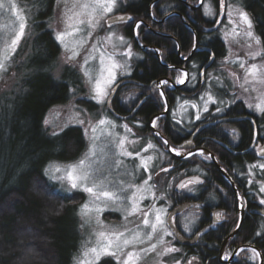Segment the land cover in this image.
Returning a JSON list of instances; mask_svg holds the SVG:
<instances>
[{
  "label": "trees",
  "instance_id": "trees-1",
  "mask_svg": "<svg viewBox=\"0 0 264 264\" xmlns=\"http://www.w3.org/2000/svg\"><path fill=\"white\" fill-rule=\"evenodd\" d=\"M24 1L31 6L33 16L29 26V52L20 64L22 80L16 88L0 96V264H72L81 243L78 192L66 191L46 175L45 169L53 162H67L80 157L86 147V139L79 126H69L53 135L45 127L44 120L53 105L67 101L72 86L79 82V78L73 68L65 69L60 78L54 75L62 50L49 28L55 0ZM212 1L217 8L220 7V0ZM151 2L152 0H134L126 4L124 9L134 13L136 18H149ZM245 8L252 15L255 29L264 46V0H247ZM170 19L173 22L179 21L178 16ZM205 19L207 26H211V19ZM176 28L183 33L184 27L181 24ZM146 39L150 43L156 40L158 44L166 42L152 35H148ZM182 42L186 46L190 42L189 36L182 37ZM209 46L217 57L226 55V44L219 37L213 39ZM205 54L208 58L209 54L203 55ZM139 69H143V73H139ZM164 73L165 68L151 53L137 62L133 75L142 83H150ZM119 100L122 101V98L118 93L113 103L122 112ZM86 103L90 109L96 107L93 100L89 99ZM242 106L241 103L237 104L228 112L237 113L243 109ZM140 112L152 115L156 112L155 103L148 99ZM239 126L244 140L250 141L252 135L247 137L246 122ZM222 130L217 126L206 128V140L210 142L216 136L223 135ZM210 149L212 153H218L220 162L224 164L222 166L228 169L231 176L234 175L231 168L233 165L255 161L254 156L249 154L233 156L226 150L219 149L216 152L215 149ZM207 167L205 181L200 187H207L206 193L219 200L225 194L227 202L234 207L226 229L207 233L209 245L203 251L205 254L199 251L203 241L191 247V250L192 254L201 256L203 261L207 256L209 264H222L219 260L221 243L238 219L236 197L218 167L213 162H208ZM242 169L246 172L245 168ZM192 173L195 171L191 170L190 174ZM210 180L222 183L229 191L224 193L218 190L217 185L210 183ZM229 241L231 247L242 242L256 243L263 251L264 232L260 231L259 218L246 216L242 229ZM113 263L111 259H106L100 264Z\"/></svg>",
  "mask_w": 264,
  "mask_h": 264
},
{
  "label": "flooded vegetation",
  "instance_id": "flooded-vegetation-1",
  "mask_svg": "<svg viewBox=\"0 0 264 264\" xmlns=\"http://www.w3.org/2000/svg\"><path fill=\"white\" fill-rule=\"evenodd\" d=\"M127 1L128 2H123V5L121 3L120 10L117 14L129 15L131 19L114 24H122V35H125L127 38V42L128 45L131 46V50L133 49V51L139 52L140 58H136L135 52L131 53V58L124 52L128 60L133 61V64L130 65L131 72L129 74L122 75V78L118 79V82L125 79H131L132 81L122 85L118 91H122V101H118V104L122 105V112H119V109L117 108L118 106H115L113 103L118 93L115 97H113L112 107L122 116L118 117L113 114L112 117L117 120H122L124 125L128 122L133 124L143 139L147 141L151 140L155 143V148H153L155 154L160 153L161 155H166L165 161L158 163V158H156V161L150 168L152 176L150 182L153 183L155 181L158 193V197L155 198L156 200L154 204H151L150 206L159 208L165 203L170 204L168 207L166 222L169 231L173 233L168 225V216L171 211L186 203L197 204L196 206L187 208L183 212L177 214L175 221L178 229L186 238H192L202 230H206L205 234L197 242L199 243L200 241H203L200 244L201 246L199 251L201 254H205L203 251H205L206 247L209 245L207 242V233L211 230L216 231L221 228L226 229L228 227L231 211L233 210L234 205L227 202L225 194L223 196L221 195V199L219 200L217 197L206 193L207 187H200V185L205 181L207 175V163L213 162L216 167L217 165L211 156L209 160H207L202 158L199 153H201V151H209L212 153L210 148H213L216 152H219V149L220 151H229L233 154V156L249 154L254 156L255 161L248 162L244 165H233L231 168H233L234 175L231 176L228 169L225 166H222L224 164L220 162L217 155L218 153H212L216 156L221 167L235 181L240 195L238 196L236 194L234 187L225 177V180L235 193L238 218L234 228L228 235L236 229L237 224L240 222L242 209L244 210L242 226L245 222L246 216H256L259 218L260 231L264 232V214L255 211L259 209L264 210V205L259 203L256 199V197H259V194L255 191V185H250L249 182L251 180L249 178V166L256 164L258 161L264 160V157L259 155L260 148L264 146V119L248 112L244 106H242L243 109L237 113L231 111L228 112L229 109L241 103L238 101L235 104L233 103L228 106L225 104L222 105V108L224 109L222 112H217L216 108L219 107L218 104L212 103L209 110L206 112L204 111V116L202 117V115H200V119H196V115L198 110L202 111L201 107L192 108L190 105H184V101L187 100L195 102L201 106L202 101L200 97L206 92L209 72L213 69H218V62L224 57H217L215 51L211 48V46H209L210 42H212V40L216 37L222 39L218 35L222 19H213L211 20V26H207V20L205 19L207 16L204 12L205 1L207 0H203V3L201 0H152L149 6V18H136L134 13L126 12L124 6L134 0ZM135 1L137 2L139 0ZM214 6L218 16L221 9L220 7L217 8L215 3ZM172 16H178L179 21L176 20L173 22V20L170 19ZM179 24L184 27L182 34L179 32V28H176L179 27ZM137 25H139V27H137ZM148 35H152L156 39H163L166 42H160L158 44L156 40V42L150 43L146 39ZM186 35L189 36L190 42L185 46L183 45L182 37L184 38ZM193 44H196V47H193ZM151 53L156 56L160 65L165 68V73L154 80L152 79L150 83H142L137 80L133 74L136 69L137 62L144 59L146 55ZM204 53L209 54V57H205L206 54L203 55ZM178 70L188 73V77L184 84L175 83ZM139 73H143V69H139ZM193 76H195V79H193ZM216 78L217 77H215L214 80H209V83H211L215 89V83H217ZM163 80L169 81L167 87L160 85V88L156 89V83ZM226 88L228 87H225V91ZM219 89H221V91L224 90L222 88ZM161 90L164 92L163 97L159 95ZM148 99L152 100L156 105V112L150 116L140 112L142 105ZM106 105L107 111L110 113L108 104L106 103ZM181 105H184L183 109L181 108ZM241 105L243 104L241 103ZM132 113H134V115H131ZM187 113L189 116L186 119L184 116ZM249 115H251L250 118ZM157 116L160 117V120L157 121V127H153L152 120ZM223 117L243 118L240 120L222 121L206 126V124L212 123ZM242 122H246L247 124V137L252 135V139L250 141L244 140L243 132L239 126ZM211 126H217L219 129H223L224 132L223 135L216 136V139L212 138L214 140L208 142L206 140L208 137L205 130ZM233 129H235L238 133L235 138L232 132ZM157 132H159L160 135H156ZM224 139L226 140L225 142L223 141ZM165 140L168 141V144H164ZM188 141L191 143H188ZM144 144V142L142 144L141 140V145ZM172 148L178 149L180 154L177 155L176 152L171 151L170 149ZM135 151H137V149L133 150V152ZM188 153H192V155H188ZM128 164L129 163L126 162L125 165H122V168H124V166L133 168L135 167L134 165H136V162L132 160V163ZM242 168H245L244 170H246V172H243ZM161 169H168V171H161ZM191 170H194L195 173L190 174ZM194 176H199L202 180L200 183L189 185L191 186V190L179 187L181 182H186ZM258 177L264 176L258 173ZM162 182H164L163 185L161 184ZM210 183L216 184L218 190L224 193L229 191V188H225L220 182L210 180ZM164 195L167 199L164 198ZM241 203L244 205L243 207L240 206ZM218 212L224 214V218L219 221L216 220L215 216ZM190 213H192L195 217V224L193 225L191 233H188L185 231L184 225L180 222V220L186 214L188 215ZM242 226L240 230L242 229ZM171 237L174 239L175 244L182 249L184 264H187V261L192 260L193 257L197 258L193 264H209L207 256L203 261L201 256L192 254L191 247L196 246L197 243L193 245H185L176 239L174 233ZM225 239L220 246V263L260 264L261 259L257 262H251L247 257V253L246 256L241 258L240 255L242 249L243 251H249L252 249V247H246L245 245L247 244L257 247L264 260V249L262 251L258 244L242 242L234 246L233 253L235 250H239L233 260L230 263H225L230 261L233 255L232 253L229 260L222 259L224 256V250L228 248L230 242L228 241L223 247Z\"/></svg>",
  "mask_w": 264,
  "mask_h": 264
},
{
  "label": "snow or ice",
  "instance_id": "snow-or-ice-1",
  "mask_svg": "<svg viewBox=\"0 0 264 264\" xmlns=\"http://www.w3.org/2000/svg\"><path fill=\"white\" fill-rule=\"evenodd\" d=\"M56 6L63 4L61 12V19L63 23L62 30L53 29L54 39L65 49L70 55L66 56V62L72 63L76 61V58L81 55L82 51H86L83 64L80 65L84 75L88 78V82L91 85V98L96 100L97 103H106L108 101L111 92L115 90L117 82V70L121 75H124L128 71L126 63H120L116 59V43L119 41L121 44L126 43L124 37L116 36L112 31L103 38H98L95 43L88 46V41L93 38V33L97 28L101 27V21L109 16L110 13L116 8L117 0H55ZM203 3V0H201ZM10 8L14 14V23L7 28L0 31V79L8 72L12 66L15 54L21 45V42L31 34L29 27V15H24L25 9L18 8L15 0H8L6 4L4 0H0V10ZM206 15H215L212 7L205 5ZM221 14L226 10L229 23L236 24V20L233 19L235 15L241 24L246 28L243 35L251 41H254L255 45H261V38L255 35L253 31V20L249 14L242 8H234L231 4L225 6L224 0H220ZM30 13V10H29ZM115 20H124L125 17H112ZM127 19H131L130 17ZM219 22V21H217ZM85 26L87 32H85ZM49 27H52L50 24ZM139 27V25H137ZM111 28V25H109ZM241 33L237 31L235 27L231 32H226L225 37L232 36L234 39L240 36ZM111 44L113 51L109 52L107 45ZM87 46V47H86ZM130 47V46H129ZM196 47V44H193ZM247 47L252 48V43H248ZM125 55V53H121ZM131 55V52L126 53ZM251 60H255L257 57L264 59V47H260L258 50L249 51L247 53ZM226 61L229 58H225ZM239 67L243 69V82L239 83L240 89L245 93L256 92L257 95L254 98L255 103L246 102L247 107L264 114V91H261V87H264V64L251 63L246 66V61L237 57ZM237 61H229L236 63ZM95 63V70L89 69L91 63ZM229 75L234 82L241 80V77L236 72H230ZM188 77V73L178 70V75L175 78L176 84H184ZM195 79V76H193ZM219 82V77L216 78ZM155 83V82H154ZM169 81L163 80L156 83V89L160 88V85L167 87ZM260 86V87H258ZM159 95L164 96V92L161 90ZM205 96L207 99H205ZM203 105V110L207 111V105L209 103H216V98L210 93L205 92L200 97ZM234 103V101H232ZM221 104L224 101H220ZM184 105H190L192 108L201 107L195 102L184 101ZM181 105V108H184ZM224 109L217 107V112H222ZM196 119H200L199 113L196 115ZM160 117L157 116L152 120L153 127H157V121ZM83 124V120L78 121ZM45 125H48L50 121L45 119ZM67 125H65L66 127ZM102 126L115 127L113 122L108 119H100L96 124L92 125L91 132L93 144L89 150L75 163L57 165L50 164L45 172L54 181H59L61 184L67 182L71 189H80L87 192L90 196V200L81 205V217L84 219V223L81 224L83 228L85 224H91L95 221L96 227L93 228L89 240L85 241L82 245L81 251L78 256L74 257V264H100L102 258L110 257L116 264H144V261L151 258L153 264H164L163 257L170 256L173 253L180 252V249L172 246L170 242L164 240V235L172 236L173 233L169 232L165 227V220L162 216L163 210L157 209L154 206L142 207V201L147 197L142 195L143 192H148L153 187L149 184L151 175L143 181L142 185L128 184L124 185V181H119L120 187L118 190H112L115 185L107 179V177L101 174L99 165L102 163L97 152V145L95 140L98 139L96 133L98 130L103 132ZM128 132L131 129L128 126L122 125ZM88 129H85L87 134ZM235 136L238 135L235 129L232 130ZM57 133H53L56 135ZM112 135V133H109ZM156 135H160L159 132ZM137 141L128 140L127 136L118 139L116 147L119 149V154L128 157H135L140 159L138 167L143 168L145 171L149 169V164L153 160L152 156L144 157L141 152H147L149 149L155 148L151 142L147 143V146L140 151H128L127 145H135ZM188 143H191L188 141ZM164 144H168L165 140ZM180 154L176 148L170 149ZM100 153H103V149H100ZM260 154L264 156V147L260 148ZM192 155V153H188ZM201 155L203 152L201 151ZM210 158V157H206ZM115 166L119 167L122 161L116 160ZM250 171L254 168L264 169V164L250 165ZM161 171H168V169H161ZM199 178L194 177L186 182L179 184L180 188H188L189 185L200 183ZM250 183L252 181H249ZM259 183V182H258ZM191 190V189H189ZM260 192L264 193V183H260ZM131 192V195H127ZM154 195V194H153ZM121 210L125 213V221H128L129 217H140L141 221L136 224L134 228H128L127 225H109L105 224L100 218V214L105 210L109 203H120ZM264 204V199L261 200ZM103 205V207H101ZM244 205L241 203L240 205ZM216 220H222L224 218L223 213H216ZM131 222V221H128ZM239 223L237 228H239ZM185 231L190 230L188 224L184 225ZM163 233V235H161ZM259 235V233H258ZM243 251V249H242ZM250 251L253 253L250 259H255L261 255L256 249L252 248ZM231 253H225L222 257L223 260H229ZM193 257L192 260L187 261V264H193L196 260ZM174 264H181L180 259H174Z\"/></svg>",
  "mask_w": 264,
  "mask_h": 264
},
{
  "label": "rangeland",
  "instance_id": "rangeland-1",
  "mask_svg": "<svg viewBox=\"0 0 264 264\" xmlns=\"http://www.w3.org/2000/svg\"><path fill=\"white\" fill-rule=\"evenodd\" d=\"M4 2L7 4L8 0H4ZM15 2L17 3L18 8L25 9L24 15L27 16L30 14V19L32 20L33 11H32L31 6L24 0H15ZM123 2H128V1L127 0H117L116 8L113 10L112 13L109 14L107 18L101 21V27L97 28L96 31L93 33V38L88 41V46L95 43L98 38L105 37L109 31L114 32L116 36L124 37V40L126 43L121 44L119 41H115L116 43L115 52H116V59L120 63L127 64L128 71L126 74H129L131 72L130 65L133 64V61H129L128 58L125 55H121V53H124V52L134 53L135 51H133V49L131 50V46L129 47L127 38L125 37V35H122L123 34L122 24L115 25V24H108L107 22L108 18H110L111 16H114L115 14L119 12L120 7H121L120 5L121 3L123 5L124 4ZM224 2H225V6H227L228 4H231L234 8L236 7L242 8L244 11H246L249 14V16L253 20L252 15L245 8V3L247 4V0H224ZM209 4L212 7L215 15H206V14L205 15L211 20L222 19L221 26L218 30V35L225 41L227 53L222 59L219 60L218 69H213L209 72V80H214L215 77H219V82L215 83L216 89L212 86L211 83H209L210 81L208 80L206 92H210L216 98V104H218L219 107L221 106V108H222V105L224 104L228 106V105L233 104L232 101H234V104L238 101L243 104L244 108L248 112L257 115L261 119H264V114L256 112L247 107L246 102H251V103L256 102L254 98L256 97L257 93L256 92L245 93L240 89L239 83L243 82V69L239 67V62L237 61V57H239L240 59H243L246 61V66L251 63L264 64V59H262L261 57H257L255 60H251L247 55L249 51L258 50L260 47H264V46L262 43L260 46L255 45L254 41L249 40L243 35V32L246 26L241 24L235 15L233 16V19L236 20V24L234 25V24L229 23L226 10L223 14H221V10H220L219 15L217 16V11L215 9V6L212 0L205 1V5H209ZM62 9H63V4H61L60 6H56L55 4L53 16L49 21V25L50 24L52 25V27H49V28L52 31L53 29L55 30L63 29V23L61 19ZM29 10H30V13H29ZM205 11L206 9H204V12ZM14 19H15L14 14L11 12L10 8H5L3 10H0V31L7 28L9 25H12L14 23ZM30 19L28 22L29 26L31 25ZM109 25H111V28H109ZM253 25H254L253 31L255 35L259 36L257 33V30L255 29L254 20H253ZM233 27H235L237 31L241 33V35L236 37L235 39L232 36H228L226 38L225 33L231 32ZM85 32H87L86 26H85ZM29 40H30V36L28 35L21 42V45L18 48L17 53L15 54L12 66L9 68L8 72L4 75V77L0 79V96L4 92L11 91L14 88H16L18 84L20 83V81L22 80L20 64L23 62L25 55L29 52V46H30ZM248 43H252L251 49L247 47ZM61 48H62L61 54L54 68L55 77L60 78L65 69L73 68L78 74L79 82H77L76 84L72 86L70 97L67 99V101L55 104L48 110L45 119H48L50 123L48 125H45L44 123V125L51 133H54V132L60 133L62 130H64L65 128L69 126L81 127L83 130L85 139H86V147L84 149V152H82V154L80 155V157H78L75 160L67 161V162L57 161L51 164H57V165L71 164V163H75L80 158H82L83 155L89 150L90 146L93 144V140L91 139L93 134L91 132L90 124L94 125L100 119L106 118L108 120H111L113 124L115 125V127L113 128L111 126H102L104 129L103 132L98 130L96 133V136L98 137V139L94 141L95 144L97 145L98 155L100 157V160L102 161V163L99 165L101 169V174L107 177V179L115 185V188H113L112 190H118V188L120 187L119 181L121 180L124 181L125 186H127L128 184L142 185L143 181L147 179L149 175H151L150 168L156 161V158H158V163H162L163 161L166 160V155H161L160 153L155 154L154 149H149L147 152H141V155L144 157H147V156L153 157V160L149 164V169L145 171L143 168L138 167V165L140 164L139 158L136 159L135 157H128V156H123L119 154V149L116 147V144L118 142V139L121 137L127 136L128 140L137 141L135 145H132V144L127 145L128 151H132V152L135 149H137V151H140L141 149L145 148L148 142H151L153 145H155V143L152 142L151 140L147 141L143 139L142 136H140V134L136 130V127L129 122L125 123L128 126V128L131 129V132H128L125 128L122 127V125H124L122 123V120H117L113 118L107 112V107H106L107 102L101 104V103H97L96 100L91 98L92 96L91 91H90L91 85L89 84L88 78L84 75L80 67V65L83 64V59H84V56L87 54V52L82 51L81 55L76 58V61L69 63V62H66L65 58L67 55H70V53L66 52L62 46ZM107 49L109 52H112L113 51L112 45L111 44L107 45ZM135 54H136L135 55L136 58L139 59L140 58L139 52L136 51ZM131 55H129L130 58H131ZM226 57L229 58L228 61L225 60ZM229 61H237V62L231 63ZM89 69L92 71L95 70L94 62L89 65ZM230 72H236L241 77V80L238 82H234L231 76L229 75ZM121 78H122V75L120 74L119 70H117V82H118V79H121ZM226 86L228 88H226V91H225ZM219 88H222L224 90L221 91V89ZM261 91H264V87H261ZM118 93L120 97L122 98V91ZM89 99L93 100V103L96 106L95 108L90 109V107L88 106L89 104L86 103L87 100ZM205 99H207V97H205ZM221 100L224 101L223 104L220 103ZM211 104L212 103H209L207 105V111L209 110ZM201 110L202 111L198 110V113L199 115H202L203 117L204 110H203L202 102H201ZM188 116L189 115L187 113L185 114L184 117L187 119ZM79 120H83L84 123L80 124L78 122ZM65 125L67 126L65 127ZM85 129H88L87 134H85ZM109 133H112V135H109ZM141 140H142V144L143 142L145 143L144 145H141ZM100 149H103L102 154L100 153ZM199 155L202 158L209 160V158H206V157H210L208 152H203V155L199 153ZM116 160L122 161V164L119 167L115 166L114 162ZM132 160L136 162L137 166L134 165L135 167L133 168L124 166V168H122V165H125L126 162L130 164L132 163ZM258 163L264 164V160L258 161L256 164ZM249 172H250L249 178L251 179L250 181H252L250 185H255V191L259 194V197H256V199L259 201V203H261V200L264 199V193L260 192L259 188H260V183H264V177H258V173L264 176V169L257 167V168L251 169V171L249 169ZM47 176L50 178L49 175ZM55 182L59 183L62 186V188H64L66 191L70 193L75 192V191L78 192V202H79L78 216L81 221L80 222V232H81L80 242L81 243L79 245L78 252L74 256L76 257L79 255L84 242L89 240V237L92 233L93 228L96 227L94 220L92 221L91 224H85L83 228L81 227V224L84 223V219L81 217V214H80L81 205L88 202L90 200V196L87 192H84L83 190H80V189L70 190V185L67 182L63 184H61V182L59 181H55ZM149 184L153 186L151 190L148 192L141 193L142 195L147 197L145 200L142 201V205H141L142 207H145V208L149 207L151 204L153 205L156 200L155 198L158 197L157 196L158 193L156 190L157 188L155 186V181L153 183L149 181ZM161 184L163 185L164 182H162ZM190 188L191 186H189V188L187 189H190ZM127 195H131V192H128ZM164 198L167 199L165 195H164ZM126 203L127 202H125V205H121L120 203H109V205L105 208V210L100 214V218L104 221L105 224H109V225H125L126 224L128 228H134L136 224L140 223L141 218L140 217H129L128 221H131V222L125 221L124 219L125 213L121 210V208L126 206ZM169 205H170L169 203H165L164 205H161L159 208H157V209L163 210L162 216L165 222L167 218ZM101 207H103V205H101ZM180 222L183 225L188 224V227L190 230H188L187 232L191 233L193 225L195 224V217L193 216L192 213L188 215L186 214L184 217L181 218ZM165 227L169 231L167 222L165 223ZM161 235H163V233H161ZM163 238L166 242H170L172 246H175L176 248L180 249V252L178 253H173L170 256L163 257L164 264H174V259H180L181 264H184V261H183L184 257L182 255L183 254L182 249L175 244L174 239L171 236H167V235H164ZM233 248L234 247L228 246V248L224 250L223 254L225 253L232 254ZM246 252H247V257L249 258L251 262H257L260 259L259 257H256L255 259H250V257H252L253 255V253L250 250L242 251L240 255L241 258H243L242 255L246 256ZM106 259H111L114 262L113 264H116V262L110 257L102 258L101 262ZM72 264H74V259H73ZM144 264H153V261L151 258H149L144 261ZM196 264H200V263H196Z\"/></svg>",
  "mask_w": 264,
  "mask_h": 264
},
{
  "label": "water",
  "instance_id": "water-1",
  "mask_svg": "<svg viewBox=\"0 0 264 264\" xmlns=\"http://www.w3.org/2000/svg\"><path fill=\"white\" fill-rule=\"evenodd\" d=\"M112 17H125L126 19L124 20H127V18H129L130 16L129 15H124V14H117V15H114V16H111L110 18H108L107 22L108 24H114V23H118V22H121V21H124V20H115L113 21ZM132 80L131 79H125V80H121L120 82H118L115 86V90L111 92V95L109 96L108 98V101H107V104H108V109L109 111L114 114L115 116H118V117H121L122 115L117 112L113 107H112V99L113 97H115V95L118 93L119 89L122 87V85L128 83V82H131ZM135 113V112H134ZM134 113H132L131 115H134ZM251 115H249V118H250ZM245 117H248V116H245ZM243 117H240V118H231V117H223V118H220L212 123H209V124H206V126H209V125H212V124H216V123H219V122H222V121H232V120H240L242 119ZM257 141V140H256ZM264 147V146H263ZM209 153V155L211 156V158L213 159V161L216 163L217 167L221 170V172L224 174V176L230 181V183L232 184V186L234 187V190L236 192V194L238 196L239 195V192H238V189H237V186H236V183L235 181L232 179V177L221 167L219 161L217 160L216 156L214 154H212L211 152L207 151ZM259 155L262 156L260 154V151H259ZM264 157V156H262ZM194 177H197L199 178V180L201 181L202 178L199 177V176H194ZM192 177V178H194ZM191 179V178H190ZM197 204L195 203H186V204H183V205H180L178 206L177 208H175L174 210L171 211V213L169 214L168 216V225L170 226L171 230L173 231V233L175 234L176 236V239L182 243V244H185V245H193V244H196L200 239L201 237L205 234L206 230H202L201 232H199L197 235H195L194 237L192 238H186L181 232L180 230L178 229V226L176 224V221H175V217L177 214L183 212L185 209L187 208H190V207H194L196 206ZM256 212H261L264 214V210L263 209H259V210H255ZM243 219H244V210L242 209V212H241V219H240V222H239V225L240 227L237 228L230 234L227 236V238L225 239L224 243H223V247L226 245V243L231 239L233 238L234 236H236L242 226V223H243ZM246 247H252V248H255L256 250L259 251V249L251 244H247L245 245ZM239 249L235 250L233 255H232V259L230 261H227L225 263H230L233 258L235 257L236 253L238 252ZM260 259H261V262L260 264H263V256L260 255Z\"/></svg>",
  "mask_w": 264,
  "mask_h": 264
}]
</instances>
